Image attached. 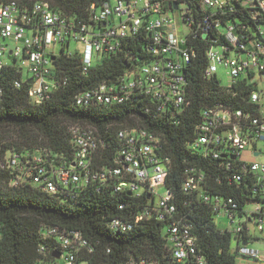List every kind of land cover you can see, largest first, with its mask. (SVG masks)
<instances>
[{
	"label": "built area",
	"instance_id": "obj_1",
	"mask_svg": "<svg viewBox=\"0 0 264 264\" xmlns=\"http://www.w3.org/2000/svg\"><path fill=\"white\" fill-rule=\"evenodd\" d=\"M236 2L247 9L249 21L223 24V14L240 11ZM86 11V17L67 15L48 0H36L31 6L17 0L0 4V97L4 88L2 71L6 67L20 73L13 86L29 84L28 97L41 103L62 82L50 77L54 55L61 48L70 56L80 55L82 70L87 72L110 54L122 52L128 60L137 58L140 53L129 46L140 35L148 40L145 52L141 53L148 57L147 61L132 63L115 81H103L79 92L76 104L110 106L147 99L146 111H168L176 118L191 103L184 68L195 54L192 41H209L204 76L218 79L219 67L223 65L230 82L227 86L218 82L231 97L228 102L218 101L203 109L196 137L188 145L205 156L225 159L221 163L226 162L229 182L252 175L255 199L249 201L253 208L239 213L235 198L212 193L207 188V173L188 167L182 182V190L188 195L185 204L193 197L202 200L211 207L214 220L217 213L229 216L231 222L236 215L243 217L242 223L227 229L235 236V249L240 256L264 261V252L248 247L256 237L251 224L264 230V160L244 157L245 152L264 157V0H93ZM182 26L189 31L182 32ZM220 35L227 42L218 43ZM80 42L84 44L82 53L78 48ZM24 69L28 71L25 77ZM245 90L246 103L236 107L237 97ZM69 131L74 147L71 159L48 148L8 151L5 166L13 173L9 184H33L44 193L63 196L89 187L96 192L102 188L129 191L136 197L145 192L154 201L135 216L134 222L149 218L166 220V242L173 259L179 264H206L198 251L193 223L178 216L173 193L165 184L170 160L162 156L160 135L141 127L121 128L116 133L118 147L111 163L98 165L97 158L110 139L89 125L75 123ZM215 180L222 181L219 176ZM160 186L165 190L157 200L156 188ZM131 226L119 218L110 222L111 228L127 230ZM41 232L43 238L56 239L52 250L56 262L89 264L86 256L94 247L80 230L52 225L42 227ZM48 249L44 244L39 246L43 257L38 264L45 261ZM128 264L161 263L142 258L131 259Z\"/></svg>",
	"mask_w": 264,
	"mask_h": 264
},
{
	"label": "trees",
	"instance_id": "obj_2",
	"mask_svg": "<svg viewBox=\"0 0 264 264\" xmlns=\"http://www.w3.org/2000/svg\"><path fill=\"white\" fill-rule=\"evenodd\" d=\"M8 1L0 0V4ZM17 1L31 6L36 0ZM48 1L64 14L86 17V7L93 0ZM236 7L240 11L222 15L223 24L226 21L234 24L249 21L247 9L239 2H236ZM147 41L140 35L131 41L129 48L140 53L136 54L137 58L128 60L122 52L110 54L87 72L82 70L80 55L70 56L61 48L54 55L50 77L62 82L41 103L32 102L28 97L29 84L23 83L21 88L13 86L20 73L11 67L3 69L4 88L0 97V160L3 163L0 166V264H38L43 257L38 250L41 244L50 248L41 264H59L52 256L56 239L43 238L41 232L42 227L52 225L83 233L94 247V251L86 256L89 264H128L131 259L142 258L161 264H179L168 250L166 220L149 218L134 222L135 216L154 201V197L152 200L145 192L136 197L129 191L102 188L96 192L89 187L63 196L44 193L33 184H9L13 173L5 166L8 151L48 148L71 159L74 147L69 129L75 123L96 127L101 135L110 139V144L97 158L98 165L111 163L118 147L116 133L121 128L141 127L160 135L162 156L170 160L165 184L173 193L178 216L193 223L192 232L197 237L199 253L204 256L206 264H240L232 232L218 227L211 207L202 200L193 197L190 203L185 204L188 195L182 190L185 170L196 167L207 173V188L212 193L235 198L239 213H244L245 205L255 199L252 197L256 187L252 175H244L238 182H229L226 162L221 163L225 159L205 156L201 150L188 145L196 137V125L202 119L203 109L218 101L228 102L231 97L229 92L221 89L215 76H204L208 61L205 51L209 41H192L195 54L184 68L191 103L176 118L168 111L158 113L155 108L146 111L147 99L110 106L83 107L76 104L75 96L79 92L103 81H115L132 63L147 61L148 57L141 55L146 50ZM221 42H227L223 35L218 39V43ZM246 92H240L236 107L246 103V98H243ZM218 176L221 182L215 180ZM254 195L259 196L257 193ZM121 204L123 208H120ZM114 218L130 222L131 228H111L110 222ZM244 239L247 240L246 236Z\"/></svg>",
	"mask_w": 264,
	"mask_h": 264
},
{
	"label": "rangeland",
	"instance_id": "obj_3",
	"mask_svg": "<svg viewBox=\"0 0 264 264\" xmlns=\"http://www.w3.org/2000/svg\"><path fill=\"white\" fill-rule=\"evenodd\" d=\"M180 30L182 32H185L187 33L189 31L188 28L186 27H181ZM72 48H74V43L72 44ZM78 48H79V52H83L84 51V44L83 43H79L78 44ZM59 47L57 46L56 50H58ZM28 74V71L26 69H24V73H23V76L25 77L26 75ZM217 77H218V80L220 81V84L223 85V86H227L230 82V79H229V76L226 74V68L223 66V65H220L219 67V70H218V73H217ZM8 132V131H7ZM9 133V132H8ZM244 157L247 159V160H264V157L263 156H253V155H250L249 153L245 152L244 154ZM2 161L0 160V166H2ZM164 190H165V187L164 186H160V187H157L156 188V199L158 200L160 195H162L164 193ZM253 203L252 202H249L245 205V209H250V208H253ZM215 221L218 225L219 228L221 229H233L236 225H238L239 223H242L243 222V217H240L239 215H236L235 218H234V221L231 222V219L229 218V216L227 215H221L219 213H217L215 215ZM251 228H252V232L254 234H256L257 236H259L261 239H258V240H254L252 242L249 243V247L251 248H255V249H262L264 248V245H262V238L264 236V230H259L257 228V226H255L254 224H251ZM233 246L236 247V240L234 239L233 241ZM237 260L240 264H243L244 263V259L243 256H240L238 255L237 256ZM81 264H86L85 261H82Z\"/></svg>",
	"mask_w": 264,
	"mask_h": 264
},
{
	"label": "crops",
	"instance_id": "obj_4",
	"mask_svg": "<svg viewBox=\"0 0 264 264\" xmlns=\"http://www.w3.org/2000/svg\"><path fill=\"white\" fill-rule=\"evenodd\" d=\"M255 236H257L256 234H255ZM257 237H259V236H257ZM258 239H261L260 237L258 238ZM258 239H254V240H258ZM254 240H252V241H254ZM252 241H250V242H252ZM262 245H264V236H263V238H262ZM249 242V243H250ZM249 243H248V247H249ZM249 248H251V247H249ZM251 249H255V248H251ZM255 250H259V251H261V252H264V248H262V249H255ZM243 258H245L244 260V263L243 264H264V261H257V260H255V259H253V258H251L250 256H248V255H244L243 256Z\"/></svg>",
	"mask_w": 264,
	"mask_h": 264
},
{
	"label": "water",
	"instance_id": "obj_5",
	"mask_svg": "<svg viewBox=\"0 0 264 264\" xmlns=\"http://www.w3.org/2000/svg\"><path fill=\"white\" fill-rule=\"evenodd\" d=\"M176 6H177V5H175V7H176ZM30 82H32V81L30 80ZM55 255H56L57 257H59V254H57V253H56Z\"/></svg>",
	"mask_w": 264,
	"mask_h": 264
}]
</instances>
